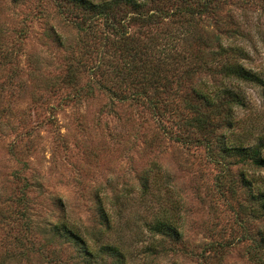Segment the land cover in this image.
Masks as SVG:
<instances>
[{
  "label": "rangeland",
  "instance_id": "1",
  "mask_svg": "<svg viewBox=\"0 0 264 264\" xmlns=\"http://www.w3.org/2000/svg\"><path fill=\"white\" fill-rule=\"evenodd\" d=\"M178 3L152 6L173 11ZM82 16L65 0H0V216L6 219L0 222V264H83L49 229L64 220L87 239L103 230L102 205L116 229H128L121 241L125 264H263L251 251L264 234V219L251 215L255 204L241 173L264 180V172L236 163L217 146L212 161L194 138L176 141L168 115L177 120L185 113L190 81L162 93L165 116L154 115L132 99L137 89L119 84L115 71L123 52L111 46L101 53L96 40L80 43L74 23ZM125 26L137 49L150 39L160 48L177 39L187 59L208 58L220 43L232 46L241 50L238 62L264 79V0H217L204 15ZM189 31L202 40L191 41ZM200 78L209 79L199 73L192 82ZM226 82L244 100L232 133L251 145L264 136V86ZM86 87L92 88L88 94ZM225 133L230 130L221 126L215 134ZM145 176L149 189L142 195ZM163 199L181 206L178 243L147 230ZM26 218L30 235L22 226ZM119 236L101 238L114 243Z\"/></svg>",
  "mask_w": 264,
  "mask_h": 264
},
{
  "label": "trees",
  "instance_id": "2",
  "mask_svg": "<svg viewBox=\"0 0 264 264\" xmlns=\"http://www.w3.org/2000/svg\"><path fill=\"white\" fill-rule=\"evenodd\" d=\"M65 1L83 14L81 20L74 23L81 38L80 43L85 44L88 39L96 40L100 44V50H103L100 51L101 53L112 46L125 54V61L120 71H115L120 77L119 84L137 89L138 92L132 95V99H140L147 109L155 112L154 115L159 118L165 116L166 112L164 111L166 110L159 106L162 102L160 99L162 93L171 92L173 85L179 88L183 82L190 81V93L188 92L184 98L186 99L184 101L185 113L177 120L174 119L173 112L168 115L175 122L178 130L175 136H172L176 141L188 142L194 138V141L206 146L212 161H217L214 152V147L217 146L218 153L226 157L237 158L236 163L246 166L248 169L264 172V136L258 135L253 144L247 145L241 141L242 136H234L232 133L235 112L244 106V100L236 90L226 84V81L244 82L257 87L264 86L262 77L245 69L238 62L235 56L240 57L241 50L240 53H237L236 48L220 43L217 44L216 50H208V58L207 55L205 58L202 55L197 58L188 55L187 59L178 49L180 44L174 36L176 40L164 44L162 48L150 39L149 44L137 49L132 45L133 39L125 26L130 21L153 25L177 14H183L189 18L197 14L204 15L217 3V0H200L198 2L194 0ZM155 1H179V3L173 11H169L160 4L152 6ZM188 34L189 39L195 43L202 40L197 34H191V31ZM100 59L102 60V54ZM99 67L100 65H97L92 70L98 71ZM199 73L204 74L205 77L208 76L209 79L200 78L197 82H192L194 75ZM95 85L99 87L97 82ZM83 90L88 94L92 88L86 87ZM77 95L80 94L77 93ZM221 126L227 131L230 130L229 135L226 133L215 134ZM169 133L172 135V130ZM229 137L233 140L228 141ZM234 142H239V144H233ZM147 181V176L141 178L142 195L148 193ZM241 185L249 191V197L255 204V208L250 210L251 215L264 219V180L254 179L243 171ZM163 202H168V207H166L167 205L163 207ZM20 203L23 206L20 215L26 217L27 205L23 198ZM159 203L160 208L153 219L147 223V230L152 237L167 238L178 243L182 239L178 225L181 206L174 204L169 199H163ZM3 217V215L0 216V222ZM98 218L103 230H96L97 233L96 231L92 232L93 234L87 236V239L64 220L54 223L49 231L54 237H59L64 243L70 244L74 248L77 258L83 264L97 263L103 261L104 258L111 259L115 264H125L127 253H124L121 241L128 229H116L118 225H114L115 221L112 215L107 213L103 205L99 209ZM22 226L30 235L32 229H30L28 218ZM112 232L120 235L118 241L103 242L101 235L104 236L105 233ZM251 253L252 257L264 264V234H261L258 240L256 239Z\"/></svg>",
  "mask_w": 264,
  "mask_h": 264
}]
</instances>
